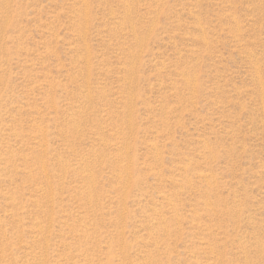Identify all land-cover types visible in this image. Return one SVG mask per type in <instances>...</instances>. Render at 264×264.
I'll list each match as a JSON object with an SVG mask.
<instances>
[{
	"label": "rangeland",
	"instance_id": "obj_1",
	"mask_svg": "<svg viewBox=\"0 0 264 264\" xmlns=\"http://www.w3.org/2000/svg\"><path fill=\"white\" fill-rule=\"evenodd\" d=\"M0 264H264V0H0Z\"/></svg>",
	"mask_w": 264,
	"mask_h": 264
}]
</instances>
